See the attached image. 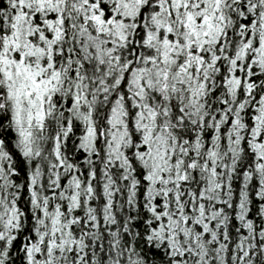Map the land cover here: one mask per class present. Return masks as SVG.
I'll return each mask as SVG.
<instances>
[{
	"label": "snow or ice",
	"instance_id": "snow-or-ice-1",
	"mask_svg": "<svg viewBox=\"0 0 264 264\" xmlns=\"http://www.w3.org/2000/svg\"><path fill=\"white\" fill-rule=\"evenodd\" d=\"M0 264H264V0H0Z\"/></svg>",
	"mask_w": 264,
	"mask_h": 264
}]
</instances>
